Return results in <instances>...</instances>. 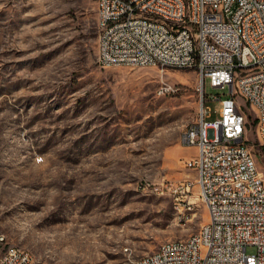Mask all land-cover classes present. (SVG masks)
Wrapping results in <instances>:
<instances>
[{
    "label": "rangeland",
    "instance_id": "1",
    "mask_svg": "<svg viewBox=\"0 0 264 264\" xmlns=\"http://www.w3.org/2000/svg\"><path fill=\"white\" fill-rule=\"evenodd\" d=\"M199 84L195 69L102 68L97 0H0V236L35 264H128L198 233L199 190L179 205L157 189L195 178L166 153ZM245 144L264 175L254 125Z\"/></svg>",
    "mask_w": 264,
    "mask_h": 264
},
{
    "label": "built area",
    "instance_id": "2",
    "mask_svg": "<svg viewBox=\"0 0 264 264\" xmlns=\"http://www.w3.org/2000/svg\"><path fill=\"white\" fill-rule=\"evenodd\" d=\"M97 26L102 68L195 69L200 78L198 117L180 138L197 150L182 160L195 178L163 180L157 191L180 205L198 189L208 222L128 264H264V175L245 144L254 125L264 149V0H97ZM207 81L227 98L209 99ZM0 264L35 260L0 236Z\"/></svg>",
    "mask_w": 264,
    "mask_h": 264
},
{
    "label": "crops",
    "instance_id": "3",
    "mask_svg": "<svg viewBox=\"0 0 264 264\" xmlns=\"http://www.w3.org/2000/svg\"><path fill=\"white\" fill-rule=\"evenodd\" d=\"M194 149L196 152L197 150L195 148H190V147H184L182 146L181 148L179 147H174L170 149L166 155L168 157H175V158H182V159H191L196 156V153L194 155L189 154V150Z\"/></svg>",
    "mask_w": 264,
    "mask_h": 264
},
{
    "label": "bare ground",
    "instance_id": "4",
    "mask_svg": "<svg viewBox=\"0 0 264 264\" xmlns=\"http://www.w3.org/2000/svg\"><path fill=\"white\" fill-rule=\"evenodd\" d=\"M188 211V210H187ZM190 212V211H189ZM20 251H23V250H20ZM24 253H29V252H26V251H24Z\"/></svg>",
    "mask_w": 264,
    "mask_h": 264
}]
</instances>
